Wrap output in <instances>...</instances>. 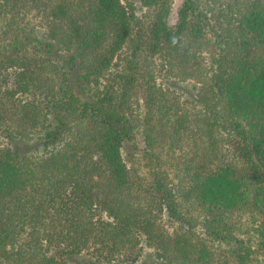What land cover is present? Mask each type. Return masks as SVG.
I'll list each match as a JSON object with an SVG mask.
<instances>
[{"label": "trees", "instance_id": "obj_1", "mask_svg": "<svg viewBox=\"0 0 264 264\" xmlns=\"http://www.w3.org/2000/svg\"><path fill=\"white\" fill-rule=\"evenodd\" d=\"M174 4L0 0V264L264 263V0Z\"/></svg>", "mask_w": 264, "mask_h": 264}, {"label": "rangeland", "instance_id": "obj_2", "mask_svg": "<svg viewBox=\"0 0 264 264\" xmlns=\"http://www.w3.org/2000/svg\"><path fill=\"white\" fill-rule=\"evenodd\" d=\"M184 0H175V4L173 7V11L170 17L169 24L170 26H174L177 23V11L181 7L182 3ZM187 91V90H186ZM187 92H184L183 96L186 95ZM144 143L140 138H137L136 143L133 142H127L124 149H123V156L128 164V166L136 167V168H141L143 171H146L147 169L144 167L145 166V161L143 160L142 154L144 150ZM83 264H97L95 261H83ZM264 264V263H263Z\"/></svg>", "mask_w": 264, "mask_h": 264}]
</instances>
